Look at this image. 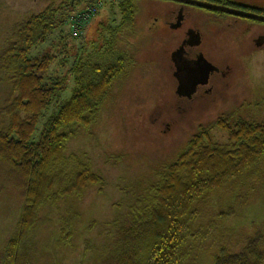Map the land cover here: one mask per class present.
Returning <instances> with one entry per match:
<instances>
[{"label":"rangeland","instance_id":"374dc122","mask_svg":"<svg viewBox=\"0 0 264 264\" xmlns=\"http://www.w3.org/2000/svg\"><path fill=\"white\" fill-rule=\"evenodd\" d=\"M98 13L80 36L70 32L71 0H0V55L16 27L32 15L50 10L54 27L43 43L29 52L30 59L49 57L51 63L43 81L59 83L61 91L42 111L32 140L37 141L48 118L65 103L77 87L81 69L113 64L116 52L128 59L109 84L97 121L68 144L75 154L92 164L104 184L90 185L81 199L60 201L45 207L29 246V264H102L104 244L112 238L115 223L124 217L128 204L142 193L157 169L179 154L187 141L203 131L218 143L227 142L222 124L238 120L264 124V48L247 52L233 36L225 35L213 44L217 58L232 63V73L220 88V96L207 101L184 103L175 93L170 53L177 37L163 29L151 34L152 26H162L168 10L176 3L167 0H94ZM129 4V29L117 32L123 22L121 4ZM130 50L125 42H135ZM124 50L122 51L121 49ZM128 49V50H127ZM218 59V60H219ZM111 67V66H109ZM80 70V71H79ZM9 84L0 68V129L7 124L2 111ZM264 174V169H263ZM262 186L245 205H236L230 191L211 196L203 206L200 223L209 229L211 241L239 244L256 231L264 232V175ZM234 206L235 215L221 221L219 211ZM23 207L22 191L15 185L11 167L0 160V264L5 247L15 234ZM77 213L76 229L62 231L60 217ZM208 231V230H207ZM208 233V234H209ZM202 256L206 258V254Z\"/></svg>","mask_w":264,"mask_h":264},{"label":"trees","instance_id":"16d2710c","mask_svg":"<svg viewBox=\"0 0 264 264\" xmlns=\"http://www.w3.org/2000/svg\"><path fill=\"white\" fill-rule=\"evenodd\" d=\"M93 2L71 0V14ZM120 6L123 22L117 32L123 33L131 28V19L129 4ZM49 12L19 24L0 55V68L9 84L2 107L7 124L0 129V160L11 167L13 181L23 194L18 226L6 244L3 264H29V246L45 207L81 199L90 185L104 184L89 161L68 154V144L97 121L111 79L128 59L126 52H116V69L110 64L100 70L98 64L79 70L70 98L33 141L42 111L61 91L59 83L43 81L51 59L28 57L29 50L43 43L55 25ZM69 18L63 17L64 22ZM221 128L227 133L226 143L215 142L201 131L175 159L157 169L142 193L131 199L124 217L116 221L114 235L101 249L102 264H264L263 231L235 246L218 240L207 244L212 225L200 223L211 196L227 190L242 206L263 182L264 124L238 120ZM66 212L71 218L60 217L61 232L73 233L78 215L72 209ZM233 215L234 206H228L217 218L224 221Z\"/></svg>","mask_w":264,"mask_h":264},{"label":"flooded vegetation","instance_id":"af4514ba","mask_svg":"<svg viewBox=\"0 0 264 264\" xmlns=\"http://www.w3.org/2000/svg\"><path fill=\"white\" fill-rule=\"evenodd\" d=\"M167 1L175 2V8L167 11L162 26H152L149 31L155 34L163 29L166 33L177 37L175 47L170 53L172 73L176 70L171 58L175 52H180L175 56V60L181 68L186 62L196 65L201 57L215 67L206 81L198 82L192 91L184 89L179 94L176 89L178 100L190 103L217 98L221 95L220 88L227 85L225 80L232 73V63L217 58L212 46L216 41L220 42L225 35H230L237 43L243 44L247 52L261 51L264 48V20L261 19L264 18V0H196L254 17L199 7L186 2ZM132 36L136 39L135 42L128 40L125 42V47L130 50L137 47L140 37L136 33H132ZM121 50L123 51L124 47ZM176 85L177 80L175 88Z\"/></svg>","mask_w":264,"mask_h":264},{"label":"water","instance_id":"95a60500","mask_svg":"<svg viewBox=\"0 0 264 264\" xmlns=\"http://www.w3.org/2000/svg\"><path fill=\"white\" fill-rule=\"evenodd\" d=\"M175 1L194 4L199 7L224 10L230 13H237L243 16L254 17L253 15H249L243 12L234 11L228 8L215 7L211 4L196 1V0H175ZM261 19L264 20V18H261ZM179 53L180 52H175L171 58L176 68L175 72L173 73L174 78L177 80L176 89H177V92L180 94L184 89H188L189 92L192 91L194 86L198 82H202V83L205 82L207 77L215 69V67L211 63H209L207 60H205L203 57H201L198 60L196 65L193 66L186 62L185 66L181 68V66L175 60V56L176 55L178 56Z\"/></svg>","mask_w":264,"mask_h":264},{"label":"built area","instance_id":"2783aa9c","mask_svg":"<svg viewBox=\"0 0 264 264\" xmlns=\"http://www.w3.org/2000/svg\"><path fill=\"white\" fill-rule=\"evenodd\" d=\"M101 3H91L87 7L72 13L69 18L70 32L74 38L80 36L81 32L89 21L96 16Z\"/></svg>","mask_w":264,"mask_h":264}]
</instances>
